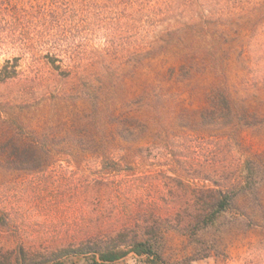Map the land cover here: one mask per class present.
I'll return each mask as SVG.
<instances>
[{
  "label": "rangeland",
  "instance_id": "374dc122",
  "mask_svg": "<svg viewBox=\"0 0 264 264\" xmlns=\"http://www.w3.org/2000/svg\"><path fill=\"white\" fill-rule=\"evenodd\" d=\"M102 1L0 0V73L6 67L4 74L12 76L0 83V112H6L0 116V161L12 150L1 144L18 130V122L26 131L49 135L48 147L39 150L42 169L15 170L0 163V264H102L90 253L58 255L104 250L119 235L149 241L169 264H264V126L234 137L187 123L180 111L198 110L205 100L183 70L175 77V55L147 62L126 80L128 98L142 82L151 83L149 103L161 109L137 111L149 124L145 135L107 145L94 129L95 147L78 144L76 119L88 103L62 98L71 84L62 71L76 74L77 67L88 66L90 51L105 46L107 21L122 18L121 10L111 11ZM136 1L143 5L134 9L143 10L142 20L119 35L118 43L123 39L126 46L151 24L144 8L155 0ZM254 1L214 0V5L235 19ZM52 12L58 18L43 21ZM252 30L228 36L225 48H234L228 75L239 102L264 110V26ZM55 58L60 71L50 68ZM211 81L206 76L205 83ZM255 154L260 163L254 192L239 196L208 227L179 231V224L200 213L199 199L241 181L243 161ZM201 175L207 179L196 178ZM117 252L127 253L106 264H149L126 246Z\"/></svg>",
  "mask_w": 264,
  "mask_h": 264
},
{
  "label": "trees",
  "instance_id": "16d2710c",
  "mask_svg": "<svg viewBox=\"0 0 264 264\" xmlns=\"http://www.w3.org/2000/svg\"><path fill=\"white\" fill-rule=\"evenodd\" d=\"M102 2H108L111 11L121 10L122 18L116 19V22L107 21L105 46L90 51L88 66L83 69L77 67L79 71H76V74L69 70L62 71L65 79L71 81L69 92L61 93L62 98L65 97L74 104L80 100L88 103L86 111L76 119L79 145H97V137L92 132L94 129L101 134L99 138L107 145L115 138L126 143L134 142L148 132L149 124L136 115L141 108L151 109L154 113L161 111L159 107H153L149 103L146 89L151 83L142 82L140 91L128 98L126 80L134 78L144 64L165 54L175 55L178 61L176 71H173L175 77L178 78L180 70H183L186 82L196 81L198 88L203 91L205 105L202 108L180 111L181 115L188 117L187 123L206 130H227L234 137L243 129L264 126V110H250L235 97L228 75L231 54L229 51L234 48H225L230 42L227 39L229 35L239 37L241 32L249 29L257 32L264 26V0H255L253 5L243 8L235 19L232 15L230 17L217 10L214 0H155L150 8H144L149 14L147 16H150L151 24L141 29L142 36L130 42L128 46L123 39L118 43L119 35L125 30H134V25L142 20L143 10L136 12L134 9L137 5H143L136 0ZM57 16V12H52L44 15L43 21L52 22ZM242 57L240 52H236V60L242 62ZM57 62L56 58L49 62L54 71L61 69L56 65ZM5 70L6 67H3L0 83L12 78L9 76L11 72L4 74ZM70 74L73 78L69 77ZM206 76L212 78L207 84ZM5 113L0 112V116ZM156 115L159 119L160 115ZM21 125L18 122V130H13L12 135L6 139L7 142L1 144L2 147L12 150L9 155L3 156L4 160L0 163L3 162L15 170H27L32 167L42 169L45 161H42L39 150L48 147L49 135L44 131H26ZM259 163L260 157L256 154L246 158L242 164L241 181L230 184L225 191H217L199 199L200 213L191 217L185 224H179V231H197L208 227L233 206L239 196L253 193ZM201 176L196 178L207 179L206 176ZM122 246L128 247L130 252L138 257L145 256L149 264H169L153 251L149 241L141 238L130 239L123 235L116 237L113 244L104 250L91 251L86 248L63 251L59 253L58 258L90 253L93 258L97 257L102 264H106L119 260L127 253L117 252Z\"/></svg>",
  "mask_w": 264,
  "mask_h": 264
}]
</instances>
